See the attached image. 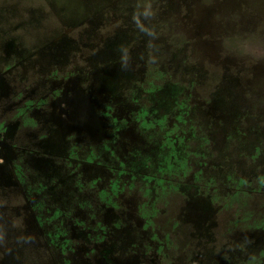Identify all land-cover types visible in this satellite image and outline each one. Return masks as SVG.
Instances as JSON below:
<instances>
[{"label":"rangeland","instance_id":"obj_1","mask_svg":"<svg viewBox=\"0 0 264 264\" xmlns=\"http://www.w3.org/2000/svg\"><path fill=\"white\" fill-rule=\"evenodd\" d=\"M149 2L156 13L151 21L154 40L138 31L132 19ZM0 6L9 9L15 25L30 21L31 41L44 39L52 48L45 56L48 64L88 72L96 97L110 108L111 131L124 118L126 127L140 135L129 141L127 153L134 155L140 148L141 164H159L161 134L182 133L183 143L175 145L172 138L178 158L171 163L189 164L186 187L170 188L158 201L162 210L152 213L155 223L149 218L148 226L143 225L148 230L144 237L159 229L157 262L196 264L205 251L210 253L208 264H215L212 245L235 241L224 237L232 229L230 219H239L238 226L256 224L257 214L251 212L262 210L263 203L252 200L256 196L248 191L264 180V0H0ZM121 45L131 53L127 71L120 65ZM146 108L156 113L146 115L155 118L149 124L154 138H149L141 116ZM261 124L260 131L252 130ZM111 143L118 141L112 138ZM115 144L113 149L125 157L126 146ZM183 146L189 153H182ZM137 157L128 156L127 161L140 164ZM214 174L210 185L216 191L205 185L202 192L203 180ZM145 177L127 184L120 197L132 214L151 211ZM220 203L229 206L219 215ZM238 226L229 230L231 235ZM152 250V244L142 247L149 264ZM225 250L232 260L240 257L238 247L227 245ZM85 253L68 250L62 258L83 264ZM138 253V248L131 252L125 245L113 249L111 256L135 264Z\"/></svg>","mask_w":264,"mask_h":264},{"label":"flooded vegetation","instance_id":"obj_2","mask_svg":"<svg viewBox=\"0 0 264 264\" xmlns=\"http://www.w3.org/2000/svg\"><path fill=\"white\" fill-rule=\"evenodd\" d=\"M5 9H0V264H69L62 255L68 250L77 254L78 249L88 256L83 264H125L111 256L113 249L125 245L131 252L139 249L135 264H149L142 258V247L151 244V264H161L154 249L158 248L159 229L144 237L148 230L143 225L148 226L149 218L155 223L152 213L156 216L162 210L158 201L170 188L186 187L189 164L171 163L178 158L172 147L174 135L169 131L161 134L159 164H141L140 148L132 152L134 155L127 153L129 141L140 135L126 127L124 118L111 131L110 108L100 95L96 97L88 72L48 64L45 56L52 48L44 39L31 41L30 21L15 25ZM146 110L141 113L148 123L144 129L154 138L149 124L153 125L155 118L146 115L156 113ZM127 130L135 133V138ZM181 134L174 137L175 145L183 143ZM112 138L126 146L125 157L113 149ZM183 147L182 153H189ZM128 156L137 157L140 164L128 162ZM143 176L148 177L143 179L151 211L138 209L132 214L124 209L120 197L127 184H136ZM213 176L202 179V192L205 185L216 191L210 185L215 183ZM248 192L256 196L252 200L263 203V209L251 212L257 214L254 226H238L239 219H230L231 228L238 226V230L231 235L229 229L224 237L232 236L235 241L212 245L215 264H264V180ZM206 197L212 205L216 203ZM228 199L230 203L232 198ZM228 203H220L217 214L228 208ZM243 215L248 217L249 213ZM227 245L240 248V257L232 260V254L225 250ZM202 255L197 263L208 264L210 253L203 251Z\"/></svg>","mask_w":264,"mask_h":264},{"label":"clouds","instance_id":"obj_3","mask_svg":"<svg viewBox=\"0 0 264 264\" xmlns=\"http://www.w3.org/2000/svg\"><path fill=\"white\" fill-rule=\"evenodd\" d=\"M155 9L149 2L141 7V10L134 13L132 19L138 31L147 36L150 40L156 38V33L151 28V21L155 16ZM120 55V65L121 69L127 71L131 67V53L130 50L121 45L119 49Z\"/></svg>","mask_w":264,"mask_h":264}]
</instances>
